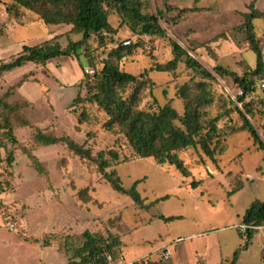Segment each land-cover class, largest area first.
<instances>
[{
	"label": "rangeland",
	"instance_id": "obj_1",
	"mask_svg": "<svg viewBox=\"0 0 264 264\" xmlns=\"http://www.w3.org/2000/svg\"><path fill=\"white\" fill-rule=\"evenodd\" d=\"M142 1L154 14L161 11L159 24L164 37L134 34L120 24L121 17L115 11H109V23L118 32L104 46L95 38L90 40L95 68L87 66L82 71L75 58L60 57L45 64L29 63L0 77V126L6 115L12 130V137L6 138L0 128V264H66L65 244L82 239L85 230L119 237L118 252L125 260L166 247L170 258L161 263L152 254L151 264H223L243 244L236 226L253 200H264L263 154L248 132L227 136L217 164L199 149L182 151L190 177L151 158L119 164L117 172L125 188L140 180L137 190L145 204L159 199L149 207L137 206L128 196L113 191L97 169L64 144L46 146L35 137L41 131L55 137L70 136L80 144L87 140L93 152L108 148L127 152L123 137L103 128L107 117L96 106L86 107L91 120L84 124L76 118L81 107H71L78 92L85 95L84 74L100 69L108 52L125 39L131 40L128 46L138 41L140 45L122 59L123 71L140 74L165 64L172 58L170 40H174L212 74L211 88L216 97L233 99L235 83L230 77H220L213 68L221 65L238 75L253 69L255 56L234 29L242 24L243 13L248 12L252 1L264 12V0ZM3 2L0 0V60L17 55L24 44L36 45L56 35H60L58 42L63 47L69 40L81 38L71 25L47 26L26 10L18 19L9 17ZM254 27L264 58V20H254ZM148 75L157 102L170 103L182 114L176 90L191 78L198 81V76L182 61L174 72L150 71ZM260 80L255 78V92L246 100H251L253 113V118H248L264 142V89ZM147 102L152 103L148 93L141 106ZM213 109L216 114L217 107ZM240 124L234 109L229 119L219 123ZM8 158H12L11 163ZM228 171L240 173L245 182V188L230 197L224 177ZM193 179L201 180L196 188L189 186ZM82 189L85 194H78ZM164 196L167 198L160 199ZM160 215L179 217L166 222ZM263 249L264 226L248 249L240 252L237 263L264 264Z\"/></svg>",
	"mask_w": 264,
	"mask_h": 264
},
{
	"label": "trees",
	"instance_id": "obj_2",
	"mask_svg": "<svg viewBox=\"0 0 264 264\" xmlns=\"http://www.w3.org/2000/svg\"><path fill=\"white\" fill-rule=\"evenodd\" d=\"M3 4L9 17L18 19L22 11L26 10L36 14L44 25H71L73 30L81 34V38L76 41L69 40L64 47L58 42L60 35L36 45L24 44L17 55L7 61L0 60V77L4 72L29 63L45 64L60 57L75 58L82 71L87 66L95 68L96 61L90 40L95 38L104 46L111 42V37L118 32V28H114L109 23V11H115L121 17L120 24L126 25L134 34L165 36V31L159 24L161 11H158V15L154 14L149 11V5L142 0H4ZM260 18L264 20V12L259 11L252 1L248 5V12L243 13L242 24L234 29L235 35L246 41L255 56L253 69L238 75L221 65L213 68L220 77H230L236 88L242 91V95L236 97L237 103L242 105V110L232 98L225 99L222 95L216 97L211 88L210 81L214 80L212 74L202 68L200 63L176 41L170 40L172 58L169 61L152 66L140 74L125 72L120 67L122 59L133 54L140 41L132 46L117 43L102 60L100 69H95L92 74H84L85 95L80 96L78 92L71 107L77 104L81 107L76 118L79 124H84L91 120L90 112L86 107L96 106L107 117L103 128L117 131L128 147L127 152L123 153L116 148L93 152L91 147L87 146V140L80 144L70 136L55 137L41 131L36 132V139L46 146L64 144L88 166L97 169L113 191L128 196L140 207L154 205L159 199L145 204V198L137 190L140 180L134 181L129 188H125L117 172V166L121 163L133 159L151 158L156 164L173 166L182 176L190 177L188 165L181 157L182 151L199 149L206 158L217 164L218 155L226 147L227 136L240 131L248 132L253 144L262 151L264 162V142L248 118H253V113L251 100H246L255 92V78H264L263 46L256 36L254 27V20ZM82 57H85V60ZM181 61L188 70L198 76L199 80L195 81L191 78L177 88L176 98L183 105V113L179 114L170 103L161 105L157 102L152 93L154 84L148 72H174ZM146 93L149 94L152 103L147 102L141 106ZM163 93L165 94V90ZM6 106L5 103L4 107ZM213 107H217L216 114L213 113ZM233 109L238 113L241 124L220 126L221 121L230 118ZM2 121L0 128L3 129L4 136L12 137L11 125L6 115ZM11 159H7L8 163H11ZM224 177L228 184L226 194L228 197L245 188L240 173L228 171ZM200 183L201 180L193 179L189 186L196 188ZM85 191L82 189L78 194L84 195ZM166 198L167 196H164L160 199ZM178 217L159 216L166 222ZM240 224L248 226L246 237L243 239V244L233 252L232 257L223 261V264H238L240 252L248 249L258 229L264 226V200H253L241 216ZM239 235L242 236L240 233ZM120 245L119 237L110 232L104 235L85 230L82 239L67 241L65 244L66 264H107L105 255L110 254L113 259H117Z\"/></svg>",
	"mask_w": 264,
	"mask_h": 264
},
{
	"label": "built area",
	"instance_id": "obj_3",
	"mask_svg": "<svg viewBox=\"0 0 264 264\" xmlns=\"http://www.w3.org/2000/svg\"><path fill=\"white\" fill-rule=\"evenodd\" d=\"M131 43L130 39H125L122 44L128 46ZM260 86L264 89V78L260 80ZM242 95V91L237 89L231 97L236 99L237 96ZM10 229H14L15 226L13 223L9 224ZM239 233L242 235L243 239L246 237L247 225L239 224L236 226ZM155 254L161 263L167 261L170 258L169 252L166 247L157 248L151 253H147L141 257L134 258L132 260H125L122 255H118L117 259H113V256L110 254L105 255V261L107 264H151V255ZM119 259V261H118ZM93 264V263H91Z\"/></svg>",
	"mask_w": 264,
	"mask_h": 264
},
{
	"label": "crops",
	"instance_id": "obj_4",
	"mask_svg": "<svg viewBox=\"0 0 264 264\" xmlns=\"http://www.w3.org/2000/svg\"><path fill=\"white\" fill-rule=\"evenodd\" d=\"M239 234V233H238ZM264 250V249H263Z\"/></svg>",
	"mask_w": 264,
	"mask_h": 264
}]
</instances>
